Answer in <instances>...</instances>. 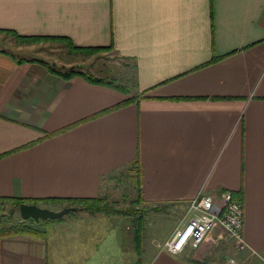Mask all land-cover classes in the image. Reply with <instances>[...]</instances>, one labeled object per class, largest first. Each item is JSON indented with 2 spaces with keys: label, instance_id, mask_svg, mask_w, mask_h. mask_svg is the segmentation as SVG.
Returning <instances> with one entry per match:
<instances>
[{
  "label": "crops",
  "instance_id": "0c3cea01",
  "mask_svg": "<svg viewBox=\"0 0 264 264\" xmlns=\"http://www.w3.org/2000/svg\"><path fill=\"white\" fill-rule=\"evenodd\" d=\"M8 30L108 47L91 57L114 54L110 69L82 71L127 90L52 71ZM138 172L143 206L184 208L167 230L157 212L142 256L133 218L88 212L47 223L46 239L0 238V264H264V0H0V197H103L127 173L136 199ZM227 189L243 197L247 247L222 253L211 232L162 249L193 198Z\"/></svg>",
  "mask_w": 264,
  "mask_h": 264
},
{
  "label": "rangeland",
  "instance_id": "374dc122",
  "mask_svg": "<svg viewBox=\"0 0 264 264\" xmlns=\"http://www.w3.org/2000/svg\"><path fill=\"white\" fill-rule=\"evenodd\" d=\"M14 40V39H13ZM15 44H23L22 41H14ZM24 42V41H23ZM42 42V41H41ZM45 43H40L39 42H35V43H31L32 46L35 45V48H32V50H28L27 52H25V54L28 55H38L39 57L44 58L45 60H47L49 62V65L54 66L55 68H59V69H69L70 67H75L76 69L82 71V70H87V71H94L97 72V70L103 69L105 70L110 69L109 68V64L114 61V59H117L116 56H114V54H112L113 58L111 59L110 54L108 53H100L98 55H102L100 56V58H97V56H94L93 58L91 57V53L90 56H85V58H87V61H92L90 63L85 62V65L83 67H80L79 65H77V63L82 60V56L80 55H71V47L70 44H65V43H61L62 45L60 46V43L57 42H53V41H45ZM48 42V43H46ZM28 44V43H27ZM7 46L11 47V44L7 43ZM69 47V51L68 48ZM14 48H12L11 50H13ZM15 52H17L16 54H23V50L20 49H14ZM96 59V61H95ZM95 61V62H94ZM116 62V61H115ZM118 62V61H117ZM123 60H121L120 63H122ZM121 65V64H119ZM106 66V67H105ZM94 67V68H93ZM86 68V69H85ZM112 69V68H111ZM115 70V69H114ZM111 184L109 186V189L107 190V194L106 196H103V198H106L111 204H113L115 207L125 210L127 209L131 204H133V200L135 199H131L134 190L132 188L131 182L128 179L127 173H124L123 177L121 179L116 178L114 180L110 181ZM47 205V204H46ZM143 206L142 201L139 202L137 205H135L136 208ZM145 207V206H143ZM148 207L147 210L145 211L144 214V218H143V250H144V240L145 238H147V236L145 237V235L149 234L148 232L146 233V229L149 228V232H152L153 227L156 225V221H157V216L159 211H162V216H165V230L168 229V220L173 219L172 217L176 218V219H180V217L183 215L184 213V208H179L174 207L172 208V205H164V206H146ZM11 208V203L9 201H6L4 203H2L0 201V215L2 213H6L8 212V210ZM56 209H60V206L54 207ZM89 211H87L86 209H82V210H76L73 211L71 213H69L67 216H65L64 218H73L72 216H75V218L80 217L82 215H85L86 213H88ZM90 213V212H89ZM93 214V213H90ZM96 214H104V213H96ZM107 215V214H104ZM14 217H20V211L19 209H16L14 214ZM112 218H118V219H122V220H127V223L132 221V218L134 219L135 223H136V228H137V217H139L138 215L133 216L130 214H125V213H121V214H112L109 215ZM170 217V218H169ZM63 218V219H64ZM62 219V218H61ZM152 227V228H151ZM47 231H50V228L47 227ZM150 232V233H151ZM214 234L216 235L217 240H219L220 244H218V246L220 248V250L222 251V253H227V252H231L232 251V246L234 247V244L226 237V235H222L221 230H214L213 231ZM212 232V233H213ZM136 238V237H135ZM218 251V252H221ZM144 253V251L142 252V254ZM222 255V254H221ZM226 262L225 264H228L231 258H235L232 255H230L229 257H226ZM236 259V258H235ZM142 261V260H141ZM236 261L238 262V260L236 259Z\"/></svg>",
  "mask_w": 264,
  "mask_h": 264
},
{
  "label": "trees",
  "instance_id": "16d2710c",
  "mask_svg": "<svg viewBox=\"0 0 264 264\" xmlns=\"http://www.w3.org/2000/svg\"><path fill=\"white\" fill-rule=\"evenodd\" d=\"M9 34H12L17 40L19 41H25V42H39V41H47V40H61L62 37H52V36H22L16 33L15 31L8 30L6 31ZM70 47L72 51H84L87 53H92L93 51H98V50H105L108 49V47H89V48H82V47H75L72 43H70ZM49 68L52 71L59 72L63 74L66 77H72L74 75H85L88 79H90L93 82H99V83H104V84H109L112 85L113 87L118 88L121 91H126V85H121L117 83L116 81H110L107 78H101L97 77L94 74H88L84 71H80L76 69L75 67H70L69 69H65L66 72H62L60 70H57L54 66L49 65ZM137 97H129L125 99L121 104L117 105L116 107H113L112 109L124 106L128 103L137 101ZM112 109H107L103 111L102 113H106ZM136 165H138V159H136L135 162ZM139 168V166H136ZM136 178V186L138 188L137 192V198L133 200V204H131L127 209L122 210L117 207H115L113 204H111L106 198L103 197H95V198H82V199H28V198H23V197H0V201L2 203L9 201L11 203V208L8 210L6 213H2L0 215V238L4 236H9V235H16V234H29L37 237H41L46 239L48 237V232L47 231V226H45L47 223L60 220H40V221H35L34 219H23L21 216L19 217H14L13 214L16 209H19L21 203H36V204H50V203H61L67 204L68 206H76L79 207L78 210H84L86 209L90 213L96 214V213H104L107 215H112V214H130L133 216L138 215L137 217V232H136V243L138 246V251L140 256H142L143 252V216L145 214V211L147 210L148 207H138L136 208L135 205H137L139 202L142 201V195H141V190H140V184H141V177L140 173L138 172L135 174ZM236 198L243 200V197H238V195H234ZM141 263V258L139 259Z\"/></svg>",
  "mask_w": 264,
  "mask_h": 264
},
{
  "label": "built area",
  "instance_id": "2783aa9c",
  "mask_svg": "<svg viewBox=\"0 0 264 264\" xmlns=\"http://www.w3.org/2000/svg\"><path fill=\"white\" fill-rule=\"evenodd\" d=\"M218 229L234 244L236 250L247 247L243 233L244 203L229 189L219 195L200 192L193 198L162 249L177 254L188 245L198 248L211 232ZM257 254L264 262V256ZM237 263L235 258H231L228 264Z\"/></svg>",
  "mask_w": 264,
  "mask_h": 264
},
{
  "label": "water",
  "instance_id": "95a60500",
  "mask_svg": "<svg viewBox=\"0 0 264 264\" xmlns=\"http://www.w3.org/2000/svg\"><path fill=\"white\" fill-rule=\"evenodd\" d=\"M79 207L76 206H65L59 210L52 209L48 206H42L36 203H21L19 207V211L21 217L25 220L34 219L35 221L40 220H56L61 219L69 213L78 210Z\"/></svg>",
  "mask_w": 264,
  "mask_h": 264
}]
</instances>
